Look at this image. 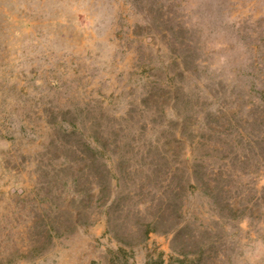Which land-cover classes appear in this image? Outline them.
Returning <instances> with one entry per match:
<instances>
[{
  "label": "rangeland",
  "instance_id": "obj_1",
  "mask_svg": "<svg viewBox=\"0 0 264 264\" xmlns=\"http://www.w3.org/2000/svg\"><path fill=\"white\" fill-rule=\"evenodd\" d=\"M0 264H264V0H0Z\"/></svg>",
  "mask_w": 264,
  "mask_h": 264
}]
</instances>
